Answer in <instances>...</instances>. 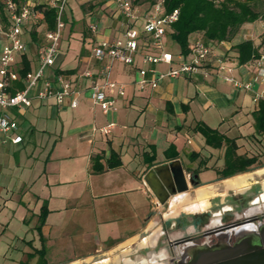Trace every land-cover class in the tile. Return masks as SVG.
Instances as JSON below:
<instances>
[{
	"label": "crops",
	"instance_id": "0c3cea01",
	"mask_svg": "<svg viewBox=\"0 0 264 264\" xmlns=\"http://www.w3.org/2000/svg\"><path fill=\"white\" fill-rule=\"evenodd\" d=\"M84 1L91 0L80 1L81 7ZM99 1L93 2L97 4L96 12L84 13L85 17L93 19L91 23L86 20L82 27L84 40L89 39L91 47L99 40L121 36L126 24L115 0ZM94 23L98 24L96 32L90 28ZM260 28L262 35L264 20L246 23L233 39L213 45L217 52L231 58L236 66L233 75L240 80H252L256 68L252 62L239 64L234 57V46L246 39L258 44L262 39L258 33ZM201 38L198 33L191 37L193 43ZM91 53L92 48L84 49L78 55L76 66L66 65V53L61 48L55 69L63 70L83 85L78 75L91 63ZM29 57L36 67V49L31 53V46ZM191 59V52L184 55L180 51L179 55H174L172 63L161 62L155 67L167 72ZM141 65L140 56L135 65L114 64L113 78L126 83V95L107 114L92 106L89 90L81 92L77 107H71L69 101L58 107L53 100L35 99L31 107L17 113L24 141L10 145L27 146L37 133L43 147L47 148L57 134L49 125L54 119L61 120L62 125L45 168L34 181L23 175L22 162L10 167L20 169L19 176L8 179L6 175L10 174L1 164L2 153H6L0 151V173L5 174L0 177V191H3L0 194V264H40L47 257L50 244L68 233V211L77 208L82 213L78 219H71V223L84 234L77 241L90 244L91 249L56 264H127L129 261L139 263L143 258L146 264H153V260L159 262L163 258L155 249L167 231L165 228L178 235L193 228L188 225L196 214L220 215L228 210H239L247 203L264 204V132L256 129L254 114L260 101L254 100V92L235 88L221 78L213 66H202L197 73L176 78L166 77L158 88L141 90L134 82ZM70 70L73 71L69 73ZM257 87L263 89L264 85ZM202 100H206L205 105ZM135 107L139 112H135ZM202 107L206 111L199 118L198 108ZM45 119L43 127L47 126L42 128ZM111 121L115 126L109 135L94 131L95 127ZM200 123L234 141L237 155L255 156L257 163L248 171L221 176L228 144L208 145L204 135L196 129ZM65 133L75 141L70 156H81L82 160L73 162L67 171L57 172L49 168L50 161L55 159L56 146ZM112 154L119 157L120 165L108 167ZM95 156H101L104 171H93ZM174 160H180L188 180L198 174L199 184L189 182L187 191L173 194L168 165ZM35 184L39 187L33 191ZM65 184L70 188L63 191ZM203 196L205 203L201 206L199 199ZM43 202L47 209L44 223L37 209ZM155 228L160 234L155 243H151L149 237ZM148 249L153 251L140 255V251ZM96 256L104 257L95 260ZM47 264L55 263L47 261Z\"/></svg>",
	"mask_w": 264,
	"mask_h": 264
},
{
	"label": "built area",
	"instance_id": "2783aa9c",
	"mask_svg": "<svg viewBox=\"0 0 264 264\" xmlns=\"http://www.w3.org/2000/svg\"><path fill=\"white\" fill-rule=\"evenodd\" d=\"M119 11L126 19L125 29L119 37L102 39L92 47L91 63L79 73L81 85L76 79L59 73L55 69L61 52V40L66 27L65 9L68 0H3L4 16L0 14V141L4 145L20 144L24 141L17 113L24 112L33 105L35 99L53 100L58 107L68 101L71 107L80 103L83 90H89L94 108L109 113L116 108L118 100L126 95V83L113 78L116 62L135 65L140 56L142 65L138 67L139 77L134 81L139 89L158 88L166 77L176 78L183 74L199 72L202 66H213L216 73L235 88L254 92V100L264 98V53L256 58L255 76L252 80H240L233 73L236 66L231 58L217 52L202 39L192 44L190 61H184L176 68L160 72L155 65L172 63L174 54L165 48L164 38L172 25L178 21L180 10L166 11L164 0L155 2L149 9L141 11L133 0H115ZM56 9V25L44 28L43 37L36 45V67L24 74L25 56L30 53V29L43 17L39 5ZM93 32L98 24L90 26ZM19 84L21 87H19ZM115 122L99 127L103 135L112 132Z\"/></svg>",
	"mask_w": 264,
	"mask_h": 264
},
{
	"label": "trees",
	"instance_id": "16d2710c",
	"mask_svg": "<svg viewBox=\"0 0 264 264\" xmlns=\"http://www.w3.org/2000/svg\"><path fill=\"white\" fill-rule=\"evenodd\" d=\"M17 1L20 2L22 0ZM133 1L139 5L145 0ZM154 3L151 2L149 7ZM44 5L38 6L43 13V17L30 29V46L37 45L42 39L44 28L41 27V31H39L38 27L44 21H46L49 29L54 28L56 25V9L52 7L44 8ZM164 6L166 11H172L176 8L180 10L179 19L170 28L169 35L179 44L180 51L184 55L190 54L193 44L191 37L195 33L201 34V39L207 45L213 47L215 43L233 39L244 24L264 20V0H164ZM0 14L4 16L3 0H0ZM234 50V57L239 64L253 62L264 53V32L258 44L252 39H246L238 42L234 46ZM24 63L23 74L32 68L31 57L26 55ZM57 72L66 74L61 69L57 70ZM19 87H21L20 84ZM254 115L257 131L264 132V100H260L259 108ZM196 129L204 135L208 145L221 147L224 143L228 144L225 155V167L220 171L221 176L229 177L248 171L257 163L255 156L237 155L234 148L235 142L228 139L217 129L211 128L204 123L198 124ZM120 163L119 157L112 154L107 164L108 167H115L120 165ZM92 169L95 172L105 170V166L101 163V156L93 157ZM46 211V206H44L41 214L42 223L45 221ZM40 264L47 263L41 261Z\"/></svg>",
	"mask_w": 264,
	"mask_h": 264
},
{
	"label": "rangeland",
	"instance_id": "374dc122",
	"mask_svg": "<svg viewBox=\"0 0 264 264\" xmlns=\"http://www.w3.org/2000/svg\"><path fill=\"white\" fill-rule=\"evenodd\" d=\"M80 1L82 0H68L67 6L65 9L66 27L64 29L63 38L61 40V48L66 53V57H67L66 65L76 66L78 55L82 52V50L84 49L91 50L92 48L91 41L89 39L84 40L82 27L86 20H87V23H91L93 19H92V16L85 17L84 13L86 12V14L90 15L91 12H96L95 6H97V4L93 2H100V1L99 0L84 1L82 7L79 3ZM157 1L159 0L143 1L142 3L139 4L141 11H145L149 9L151 2H157ZM258 33L260 34V36H262L261 28L259 29ZM164 44H165V48L171 51L175 56L180 54L179 44L169 34L165 36ZM35 49H36V45L34 44L31 46V53H34ZM205 103H206V100L203 101L204 105ZM134 110L136 113L139 112L137 107H135ZM228 110H230V108H228ZM205 111H206V108L204 107L198 108V117L201 118V116L203 115V113H205ZM71 113H72L71 115L75 114L76 110L71 111ZM45 122H46V119L42 120V128H46L47 125L43 127V125H45ZM61 125H62L61 120H57V119H54V122L51 125H49L48 128L57 134L53 136L47 148L43 147L44 146L43 140H41V136H39L37 133L35 134L36 135L35 139H32V141L29 144H27V146H17V145H10V144L4 145L0 141V151L2 152L5 151L6 153V154L2 153L3 155H2L1 164L4 167L3 169L4 170L7 169L10 174V175H6V177L10 179V177L16 178L17 176H19L20 169L12 170L10 169V167L11 166L13 167V165L17 164V162H22L23 166H22L21 171L23 175H26V177L30 179L32 178V181H34L33 179H35L46 166V162L48 161L49 151L52 149L54 140L59 139ZM74 143H75L74 138L68 136L65 133L62 139L59 140L56 146L55 157H54L55 159L50 161L51 164L49 168L51 170H55L57 172L58 170L67 171L71 166H73L74 164L73 162L77 163V162H80V160H82L81 156H76V157L70 156L72 155L71 149L74 147L75 145ZM4 175H2V172L0 173V177L1 176L4 177ZM55 175L57 174L55 173ZM31 184H33V182L30 183L29 186H31ZM68 186L69 185L67 184L62 186L63 191H66L68 188H70V186L69 187ZM13 187L14 186H12V188ZM38 187H39V184L37 185L35 184L32 190L34 191ZM1 193L3 194V191H0V194ZM30 197L32 199V195ZM34 206H35V202L32 201L31 207L34 208ZM44 206H46V202H43V205L37 208L39 215L42 213ZM81 213H82V210L78 208L77 210L68 211L67 219L70 221V223L68 222V226H67L68 228L65 227L67 228L68 233L62 235L60 238L55 240L54 243L50 244L51 246H49L48 248L47 257H45V259H43L42 262L47 263V261H51L55 264L60 263V262H65V261H69L75 258L78 255H81L83 253H87L88 251H90L91 249L90 244L79 243L77 241V240H80L84 236V234L80 229L74 227L73 223H71V219H73V221L78 219V216ZM72 216H74L75 218ZM156 229L159 230L158 228H155L153 230H156ZM169 235L170 234L166 231V233L162 237V240L159 246L155 249L157 254L161 253L163 260L160 259V261L157 262L155 259L152 262L153 264H161L160 262H165L166 264H169L168 259L170 256H172V252L170 248H168ZM151 251L153 250H149V249L142 250L140 251V255H143V254L147 255V253L148 252L150 253ZM134 254L135 252H133V256ZM103 257L104 256H96L95 260L103 258Z\"/></svg>",
	"mask_w": 264,
	"mask_h": 264
},
{
	"label": "water",
	"instance_id": "95a60500",
	"mask_svg": "<svg viewBox=\"0 0 264 264\" xmlns=\"http://www.w3.org/2000/svg\"><path fill=\"white\" fill-rule=\"evenodd\" d=\"M168 167L171 170L172 192H183L189 189L191 184H199V175L189 180L180 160L172 161ZM234 234L235 242L231 244L229 239ZM191 255L192 259L180 264H264V222L255 223V219L234 223L222 234L219 243L214 245L189 246L185 258Z\"/></svg>",
	"mask_w": 264,
	"mask_h": 264
},
{
	"label": "flooded vegetation",
	"instance_id": "af4514ba",
	"mask_svg": "<svg viewBox=\"0 0 264 264\" xmlns=\"http://www.w3.org/2000/svg\"><path fill=\"white\" fill-rule=\"evenodd\" d=\"M248 219H255L256 224L264 222V204L257 206L256 204H244L239 210H228L220 215H212L211 213L196 214L191 219L192 229L186 230L176 234L175 231H170L167 228L169 235L168 248L172 252L169 257V264H180L181 262H188L192 259L191 255L185 258L183 254L187 253L190 245H214L219 243L222 234L227 231V228L234 224L246 221ZM229 242H235L234 234L231 235ZM163 252V251H161ZM163 260V259H161ZM166 264L165 262H160Z\"/></svg>",
	"mask_w": 264,
	"mask_h": 264
},
{
	"label": "bare ground",
	"instance_id": "6f19581e",
	"mask_svg": "<svg viewBox=\"0 0 264 264\" xmlns=\"http://www.w3.org/2000/svg\"><path fill=\"white\" fill-rule=\"evenodd\" d=\"M199 200H200L199 201L200 205L203 206V204L205 203V196L201 197ZM159 234H160V230H157V229L156 230H153L152 234L149 237V239L151 240V243H155V241L158 238ZM146 263H147V260L145 258H143L141 260V262H139V263L138 262H135V261H129V262H127V264H146Z\"/></svg>",
	"mask_w": 264,
	"mask_h": 264
}]
</instances>
